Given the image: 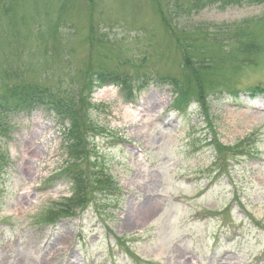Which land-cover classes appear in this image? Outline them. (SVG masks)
<instances>
[{
  "label": "rangeland",
  "instance_id": "rangeland-1",
  "mask_svg": "<svg viewBox=\"0 0 264 264\" xmlns=\"http://www.w3.org/2000/svg\"><path fill=\"white\" fill-rule=\"evenodd\" d=\"M238 1L0 0V94L33 82L88 98L98 69L186 80V56L208 64L195 95L224 89L209 116L198 102L175 114L167 88L142 90L135 108L118 88L93 93L97 165L122 193L97 192L55 226L41 221L71 195L66 181L45 190L67 164L60 129L43 110L14 119L1 144L0 264H264V97L242 107L236 92L264 86V0ZM250 46L258 65L246 64ZM215 138L234 149L218 167Z\"/></svg>",
  "mask_w": 264,
  "mask_h": 264
},
{
  "label": "trees",
  "instance_id": "trees-1",
  "mask_svg": "<svg viewBox=\"0 0 264 264\" xmlns=\"http://www.w3.org/2000/svg\"><path fill=\"white\" fill-rule=\"evenodd\" d=\"M220 28L224 29V27ZM247 54L253 55L251 59L246 60L249 65H257L258 61L261 60V58L257 60V57L254 56L252 46L247 50ZM212 61L214 63L213 59ZM207 65L206 60L201 61L200 64H195L193 59L186 56V80L158 72L152 78L157 84H168L172 88L174 93L172 105L174 108L183 109L194 96L200 100L204 107L206 94L208 95L209 92L202 93L200 97L195 95V91L201 90L204 84L200 79L192 83V79H196ZM90 74L92 75L88 78V98L85 95H80L75 89H70V93L62 94L51 87L33 82L11 85L6 92L0 94V136L10 129V122L17 114L31 112L40 107L52 112L62 127L63 148L67 154L69 165L63 168L61 174L71 180L72 195L64 198L63 202L60 203L61 206L50 212L48 220H56L74 214L78 208L86 206L92 200L94 201L96 199L94 195L97 192L106 194L116 188L113 177L108 172L99 169L97 165L98 158L91 136L96 131V127L87 119L92 109L89 106H95L91 101L92 94L112 83L121 87V92L125 98L133 99L137 82L142 87L147 84L148 80V75L139 78V76L122 71L107 69H98ZM187 81L189 85L185 84ZM250 90L259 92L260 87H253ZM204 112L207 115L211 114L206 108ZM217 149L219 154L224 155L227 151L232 150L223 144H218ZM6 161L7 158L0 149V176Z\"/></svg>",
  "mask_w": 264,
  "mask_h": 264
}]
</instances>
